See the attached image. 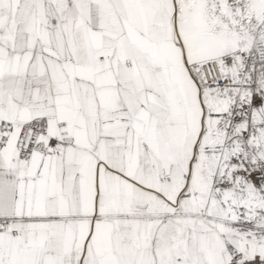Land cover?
Here are the masks:
<instances>
[{
  "label": "snow or ice",
  "instance_id": "6c2138e0",
  "mask_svg": "<svg viewBox=\"0 0 264 264\" xmlns=\"http://www.w3.org/2000/svg\"><path fill=\"white\" fill-rule=\"evenodd\" d=\"M0 264H264V0H0Z\"/></svg>",
  "mask_w": 264,
  "mask_h": 264
}]
</instances>
